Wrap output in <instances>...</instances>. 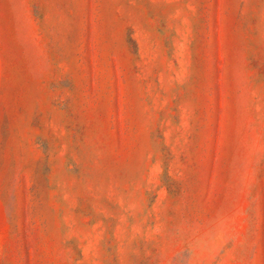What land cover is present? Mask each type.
Listing matches in <instances>:
<instances>
[{"label":"rangeland","instance_id":"1","mask_svg":"<svg viewBox=\"0 0 264 264\" xmlns=\"http://www.w3.org/2000/svg\"><path fill=\"white\" fill-rule=\"evenodd\" d=\"M0 264H264V0H0Z\"/></svg>","mask_w":264,"mask_h":264}]
</instances>
